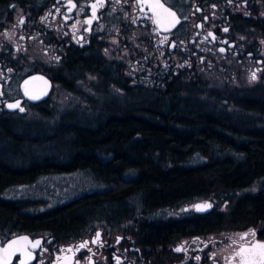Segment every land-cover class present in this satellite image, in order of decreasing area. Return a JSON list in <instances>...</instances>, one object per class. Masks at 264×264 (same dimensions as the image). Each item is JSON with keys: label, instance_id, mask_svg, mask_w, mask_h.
Returning a JSON list of instances; mask_svg holds the SVG:
<instances>
[{"label": "flooded vegetation", "instance_id": "1", "mask_svg": "<svg viewBox=\"0 0 264 264\" xmlns=\"http://www.w3.org/2000/svg\"><path fill=\"white\" fill-rule=\"evenodd\" d=\"M96 2L11 0L0 7V113L25 114L45 103L56 88L80 94V86L83 94H94L97 100L86 104L92 111L118 105L114 101L118 91L130 109L133 88L155 92L180 79L199 80L208 75L242 90L240 84L251 80L252 72L257 76L264 72V38L257 26L263 14L256 16L257 0H169L165 6L177 13L180 22L167 31L149 19L152 13L137 0H105L92 19L91 5ZM34 73L51 82L48 96L38 102L27 100L21 89L23 79ZM13 100H19L24 110H7L5 103ZM206 199L193 198L147 215L127 216L122 226L100 222L92 230L53 233L0 226V240L17 236L41 240L29 264H117V259L120 264H228L222 254L225 248L213 244L211 238L228 230L179 234L178 227L166 231L168 227L159 226L150 233L146 229L148 222L209 219L207 212L197 213L193 207ZM158 210L166 212L157 214ZM98 232L99 242L92 243ZM153 233L160 238L149 237ZM255 240L259 239L255 236ZM85 241L87 247L78 250ZM225 252L226 257L232 254ZM20 259L16 253L10 264H19Z\"/></svg>", "mask_w": 264, "mask_h": 264}, {"label": "trees", "instance_id": "2", "mask_svg": "<svg viewBox=\"0 0 264 264\" xmlns=\"http://www.w3.org/2000/svg\"><path fill=\"white\" fill-rule=\"evenodd\" d=\"M9 1L0 0V7ZM257 26L264 38V14ZM204 96L195 79H180L155 92L133 88L130 109L124 95L117 94L118 105L98 107L84 119L65 117L48 132L30 130L24 114L14 118L0 113V226L53 233L92 230L100 222L122 226L127 216L209 198V219L148 222L147 231L156 232L159 226L168 227L166 231L178 227L179 234L251 227L264 240V86L230 98L246 113L219 108L222 94ZM69 130L77 138L67 157L47 148L54 133ZM30 143L36 147L27 152ZM73 170L87 171L102 188L42 210H29V200L33 205L44 200L5 195L10 187L40 175ZM260 178L259 191L234 195ZM222 196L227 201L219 209ZM149 237L160 238L157 233Z\"/></svg>", "mask_w": 264, "mask_h": 264}, {"label": "rangeland", "instance_id": "3", "mask_svg": "<svg viewBox=\"0 0 264 264\" xmlns=\"http://www.w3.org/2000/svg\"><path fill=\"white\" fill-rule=\"evenodd\" d=\"M257 8L258 14H264V3L260 0H257ZM201 89L204 91L205 96L209 94H222V97L219 98V108L227 112H235V113H246L243 108L235 105L234 102L231 101L230 98L234 97V94L238 92L239 94L244 92V90H251L258 87L264 86V72H261V75L257 76L255 81L247 80L240 84L239 88L242 90H236L232 83H227L224 80H213L210 76L203 75L199 79ZM228 85V86H227ZM76 87H78L76 85ZM84 87V86H83ZM81 91L80 94L76 93V90H61L56 88L55 91L50 95L48 100L43 103L40 107L34 109H28V111L23 115L24 118L28 119L31 123L29 125L30 130H38L40 127L45 129L46 132L50 131L53 127H55L62 119L65 117L71 118H80L84 119L87 116H93L92 109L87 107V103H93L94 100H97V97L94 94H83L85 93L81 87L79 86ZM88 91V90H86ZM90 92V91H89ZM237 93V94H238ZM121 93L117 91L116 95ZM236 94V95H237ZM235 95V96H236ZM204 96V97H205ZM209 98V97H205ZM223 100H228L224 103ZM223 101V102H222ZM106 102H108L106 100ZM14 118H17V115H13ZM82 117V118H81ZM73 122H70L72 126ZM66 128H70L67 127ZM42 129V130H43ZM42 132V131H41ZM38 135H43V133H37ZM55 135L45 142L47 148L52 151L61 152L64 156H68V150L74 148L73 142L77 135L72 131L69 130L64 134L61 132L54 133ZM41 145V144H40ZM39 145V146H40ZM37 145V150L38 147ZM36 147L33 144L25 145V148L28 151H31L32 148ZM44 147V146H43ZM43 147H41L43 149ZM46 148V147H45ZM45 150V149H43ZM49 150L44 151L50 152ZM43 152V153H44ZM63 163H68L67 159L61 160ZM263 185V178L257 179L251 184L242 187L234 192V195H241L244 193H255L259 191V189ZM102 188L90 173L87 171H64L59 173H46L43 175L38 176L34 181L28 184H22L14 187H10L6 192L5 195L7 197H25L27 199H37V200H44L43 204L40 203H33L30 202L29 210L32 208L34 210H42L50 206H54L59 203L66 202L71 198L82 194L83 192H91L92 190H96ZM223 202L219 205V209L225 208L226 197L222 196ZM183 204V203H182ZM135 205H137L135 203ZM34 206V207H33ZM181 207V206H180ZM166 211L158 210L157 214H164ZM181 212V209L178 210ZM168 213H173L172 211H167ZM251 228L245 229L243 231L233 230V231H221L211 236L212 243L217 244L219 248H225L223 250L227 252H233L234 249L238 248L239 244L242 241L239 240V234L247 233ZM248 240H255V237L251 235L248 237ZM235 241L236 243H233ZM264 242V240H255ZM222 250L223 257L227 256V253Z\"/></svg>", "mask_w": 264, "mask_h": 264}, {"label": "snow or ice", "instance_id": "4", "mask_svg": "<svg viewBox=\"0 0 264 264\" xmlns=\"http://www.w3.org/2000/svg\"><path fill=\"white\" fill-rule=\"evenodd\" d=\"M169 2V0H165V2H161V0H137L138 5L146 6L148 10L152 13V15L149 17V19L152 20V22L157 25L158 28L163 27L165 31L170 30L171 28L175 27L176 24H178L180 21L177 17V13L172 10L171 7H166L165 3ZM231 2V0H230ZM69 3H72V0H69ZM105 3V0H97L96 3H93L91 5L92 8V19L96 18V10L98 7H103ZM15 7V5H13ZM72 7H75V4H72ZM199 11V9H197ZM23 21H21L22 23ZM135 23V21H133ZM86 23H91V20L86 21ZM202 26V25H201ZM223 31L227 32L228 29L224 28ZM209 36H212L213 34L210 32L208 34ZM215 39V37H213ZM167 38L165 37V40ZM163 43V41H162ZM224 43H227V41H224ZM264 43V41H262ZM107 52V50H105ZM221 52H224L225 49L221 48ZM183 67V65H181ZM33 79H43L42 77L37 78L33 77ZM250 79L252 81H255L257 79L256 72H252ZM45 84H47V81H44ZM29 84V81H25V94L30 95L27 85ZM32 99H38V96H31ZM9 108H17L19 107V104L8 105ZM20 111H23V108H20ZM196 209L198 211L205 210L209 207H211L210 204H197ZM255 237L256 233L255 230H250L247 233L239 234V240L242 241V243L239 244L238 248L234 249L231 256L226 257V260L228 261V264H264V242L261 241H255V240H248L249 236ZM100 239V233H96V239L92 241V243H98ZM233 243H236L233 241ZM88 242L85 241L81 243L78 246L79 249H83L87 247ZM0 245H6L0 246V264H10V261L12 257L19 253L23 259L19 260V264H29V261L33 259V251L36 248H40L42 246L41 240H35L32 241L29 239L28 236H21L12 239L11 241H5L0 240ZM31 249V250H30ZM46 250V249H45ZM68 251H71L72 249H67ZM176 251H181L182 248L175 249ZM91 251V249H89ZM200 257L197 256L196 260H199ZM89 260L91 258L89 257ZM43 264V262H41ZM117 264H120L119 259H117Z\"/></svg>", "mask_w": 264, "mask_h": 264}, {"label": "water", "instance_id": "5", "mask_svg": "<svg viewBox=\"0 0 264 264\" xmlns=\"http://www.w3.org/2000/svg\"><path fill=\"white\" fill-rule=\"evenodd\" d=\"M33 77H37V78L42 77L43 79H35L34 80ZM25 81H29V84L27 85V88H28V91H29L30 95L31 96H38L39 97L38 99H32V98H30V95H26L25 94ZM44 81H47V84H45ZM21 89H22V92H23V96L27 100H29L31 102H38L40 100L45 99L48 96V94L50 92V89H51V82L45 75H43L41 73H34V74H31V75H28L27 77H25L23 79V81L21 82ZM9 104H12V105L19 104V100L8 101V102L5 103L6 109L12 111V110H14L16 108H9L8 107ZM17 108H23V107L19 105V107H17ZM23 110H24V108H23ZM197 204H201V205L210 204L211 207H209V208H207L205 210H202V211H198L196 209V207H195ZM193 207H194V210L197 213L209 212L213 208V202L210 199H206L205 201L199 200V201H196L193 204ZM17 237H21V236H17ZM17 237H15V238H17ZM4 247H6V245Z\"/></svg>", "mask_w": 264, "mask_h": 264}]
</instances>
